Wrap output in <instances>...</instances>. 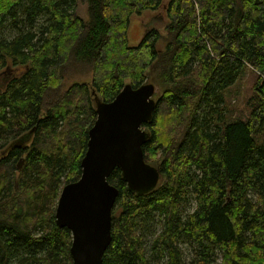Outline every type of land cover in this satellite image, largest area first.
I'll use <instances>...</instances> for the list:
<instances>
[{"label":"trees","instance_id":"1","mask_svg":"<svg viewBox=\"0 0 264 264\" xmlns=\"http://www.w3.org/2000/svg\"><path fill=\"white\" fill-rule=\"evenodd\" d=\"M81 1L87 17L79 0H0V71L24 69L0 83V264H72L55 211L81 176L95 95L148 82L157 102L143 151L160 181L136 194L120 168L110 174L119 194L102 264H264V0H169L165 33L147 29L136 46L131 16L164 0ZM69 64L91 80L62 90Z\"/></svg>","mask_w":264,"mask_h":264},{"label":"water","instance_id":"2","mask_svg":"<svg viewBox=\"0 0 264 264\" xmlns=\"http://www.w3.org/2000/svg\"><path fill=\"white\" fill-rule=\"evenodd\" d=\"M155 91L153 82L138 87L127 83L111 101L95 95L97 117L89 129L81 176L62 188L55 211L57 223L72 233V264L103 262L112 240V211L119 194L108 180L116 167L136 194L152 191L160 181L159 166L146 162L143 151L151 135L143 124L153 118ZM33 132L34 128L11 145L24 144ZM24 161L21 158L17 164L16 183Z\"/></svg>","mask_w":264,"mask_h":264},{"label":"rangeland","instance_id":"3","mask_svg":"<svg viewBox=\"0 0 264 264\" xmlns=\"http://www.w3.org/2000/svg\"><path fill=\"white\" fill-rule=\"evenodd\" d=\"M169 0H164V3L156 10H144L141 13H135L131 16L129 28H128V38L130 45L136 46L140 43L142 36L146 32L148 28V23L151 20H157L158 22L155 23V27H158V29L161 31V33H165V22L168 21L167 14H166V2ZM76 12L81 15L82 17H87V6L85 3L81 0L77 3L76 6ZM40 18L37 22V27H39L41 23ZM163 24V25H162ZM8 30H1L0 33L7 34ZM158 49L163 50L166 46L165 39H160L157 43ZM10 64V63H9ZM8 64V65H9ZM11 65V64H10ZM22 67V70L19 68ZM10 75L12 77L16 76V74H22L24 72L23 66H12L10 69ZM7 67L2 69L1 71H8ZM21 70L20 73H17ZM154 74V72H152ZM11 77V78H12ZM252 75H249V78H244L242 82L239 84V97L241 99V103L239 104V108L242 109L244 107L245 97L246 95L250 94L253 80L250 81ZM92 78V72L91 70L87 69V66H82L81 64H69L66 68V75H65V81L62 86V90H66L71 84L74 82H89ZM0 83H2V79H0ZM53 92L51 91L50 94ZM1 157V155H0ZM195 207V202L192 201L188 204L187 208L188 210H193ZM158 220V219H157ZM158 223V221H157ZM160 228V225L158 223L157 229ZM149 241V239H148Z\"/></svg>","mask_w":264,"mask_h":264},{"label":"flooded vegetation","instance_id":"4","mask_svg":"<svg viewBox=\"0 0 264 264\" xmlns=\"http://www.w3.org/2000/svg\"><path fill=\"white\" fill-rule=\"evenodd\" d=\"M158 21L156 20H151L148 23V29H153L155 28V23H157ZM12 75H10V71H0V79H2V84H6L8 81H10ZM31 142V141H30ZM20 146H24L23 144H21ZM7 151V149L2 150L1 152L5 153ZM24 158V157H23ZM21 159V158H20Z\"/></svg>","mask_w":264,"mask_h":264}]
</instances>
